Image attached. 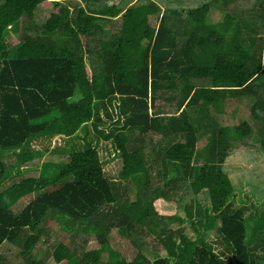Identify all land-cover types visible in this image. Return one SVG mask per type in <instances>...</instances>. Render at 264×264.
Segmentation results:
<instances>
[{"label": "trees", "instance_id": "1", "mask_svg": "<svg viewBox=\"0 0 264 264\" xmlns=\"http://www.w3.org/2000/svg\"><path fill=\"white\" fill-rule=\"evenodd\" d=\"M233 1L0 0V251L17 246L22 264H264V205L223 169L251 135L264 151L260 30L236 11L207 21ZM231 101L235 125L220 126ZM89 124L83 150L58 149L68 161L26 168L44 156L35 143L86 138ZM100 144L122 160L119 183ZM55 226L61 242L38 259ZM0 264L14 263L0 252Z\"/></svg>", "mask_w": 264, "mask_h": 264}, {"label": "rangeland", "instance_id": "2", "mask_svg": "<svg viewBox=\"0 0 264 264\" xmlns=\"http://www.w3.org/2000/svg\"><path fill=\"white\" fill-rule=\"evenodd\" d=\"M143 1V0H138ZM199 0H190V3H196ZM238 13L240 16H242L244 19H246L248 22H251V24L254 27H258L260 30V37L263 38L264 42V24L261 23L262 20L257 17V6L255 4V0H234L233 2L229 4H223L222 2L213 3L210 6V10L207 15V21L208 22H218L222 20V18L229 12ZM39 23H43L45 20L43 17H37ZM260 23L262 24L260 26ZM87 59V58H85ZM87 63V70L89 69V63L86 60ZM88 73H90L88 71ZM234 101H231L228 103V105H224L223 107H220L217 109L215 114H218V125H228V126H234V115H233V108H234ZM245 105L248 103H252L250 99H247L243 102ZM244 104H241L239 107V112L243 113ZM228 108V110L226 109ZM238 112V113H239ZM257 128V127H256ZM256 130V129H255ZM95 136L94 130L89 124L88 128V135L85 138V133L83 130H81L78 135L74 136L71 139H61V138H54L51 142L48 141H39L35 143V146L38 149L45 150L44 156L35 160L33 163L28 164L26 166L27 169H38L42 165L43 162L47 160L52 161H62L66 162L68 161V155L62 151H59L58 149L65 146H71L74 147L75 150L81 149L83 150L85 148L86 140H91ZM204 142V141H203ZM202 142V143H203ZM201 143V148L204 147V145ZM261 142H256L254 139H252V135L248 138H245L244 140L238 141L236 143V146L231 148L229 150L228 156L225 158L223 169L227 172L229 175L231 181L235 185L236 189H242L253 192L255 195H258L260 193V190L262 189V186H264V151L260 147ZM100 156L103 161H106V164L104 166V171L106 177H110L112 179H118V170L122 166V160L119 156L115 154V150L112 146H109V144H100L98 146ZM10 152L7 151L6 155ZM10 162V161H8ZM202 162V161H200ZM149 167L151 168V173L153 176V181L156 183L158 181L157 177V166L156 161H153V158L149 156L148 159ZM9 166H12L11 163H9ZM13 172L11 174V177L2 184V188L7 187L15 182H18V178L15 177L16 174ZM28 173L24 174L25 176ZM33 175H37V173H34ZM116 182L119 183V179L116 180ZM124 189L127 191V194L131 197V199H135V192H136V186L131 184L127 187H124ZM30 199H33L34 195L30 196ZM25 199L24 204H27V202L30 200ZM63 234L59 226H55L53 230L46 231L41 237L40 244L38 247H36L34 253H38L36 257L39 259L44 254L48 247L51 245H55V247L61 242L59 238L60 235ZM112 238V247L118 251L125 252V248H129L127 244L122 240V237L118 234L116 230H114V238ZM115 241V243H114ZM123 241V242H120ZM65 243L66 240H63ZM95 242V241H93ZM120 242V245H119ZM79 243L83 244L81 241ZM92 242H90L91 244ZM108 249H105V254L108 253ZM1 254L4 256H7L11 262L14 264H22L23 258L19 257V248L17 246H13L10 244H6L4 247L1 248ZM82 250L78 252L80 254ZM129 252L128 255L125 256H132ZM108 255V254H107ZM46 264H55L54 259L50 258Z\"/></svg>", "mask_w": 264, "mask_h": 264}, {"label": "crops", "instance_id": "3", "mask_svg": "<svg viewBox=\"0 0 264 264\" xmlns=\"http://www.w3.org/2000/svg\"><path fill=\"white\" fill-rule=\"evenodd\" d=\"M204 145V143H202ZM201 143L198 144V150L201 149ZM228 156V155H227ZM244 192H250L247 190H244ZM253 196L256 197V200L258 201V203L264 205V186H262V189L260 190V193H258V195L253 194Z\"/></svg>", "mask_w": 264, "mask_h": 264}]
</instances>
